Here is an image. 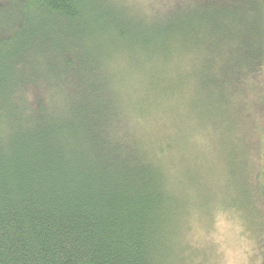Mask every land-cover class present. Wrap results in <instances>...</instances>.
Returning a JSON list of instances; mask_svg holds the SVG:
<instances>
[{
    "label": "trees",
    "instance_id": "obj_1",
    "mask_svg": "<svg viewBox=\"0 0 264 264\" xmlns=\"http://www.w3.org/2000/svg\"><path fill=\"white\" fill-rule=\"evenodd\" d=\"M140 1L0 0V264H199L217 180L264 264V0Z\"/></svg>",
    "mask_w": 264,
    "mask_h": 264
},
{
    "label": "rangeland",
    "instance_id": "obj_2",
    "mask_svg": "<svg viewBox=\"0 0 264 264\" xmlns=\"http://www.w3.org/2000/svg\"><path fill=\"white\" fill-rule=\"evenodd\" d=\"M123 1H124L123 4L129 5L131 7L130 9L133 12L137 14H145V13L147 14V9L143 1H140V0H123ZM147 8H149V6H147ZM203 146L204 145H200L201 150L202 151L205 150L209 152ZM205 146H208V144ZM256 146H258V143H256ZM248 162L251 165L254 163L252 159L251 161L249 159ZM211 166L214 167L215 165L212 164ZM258 166H259V161H257V167ZM249 184L250 186L252 185L251 183ZM219 185H222V184L220 183V181L218 182V180L217 182L215 181L213 184L202 182L201 192L203 191V193H201V195H202V198L204 197V200L206 201L209 200L208 205L211 209L210 210L211 214L205 216L203 220L202 219L195 220L194 225L192 224L191 227L189 226L190 233L188 232V237L186 240L188 242V245L191 251L192 250L194 251L192 254H194L195 252L196 254H198V257L197 258L195 257V258L199 261V264H219L220 256L217 252V246L214 245L208 239V237L211 234L215 233L216 236L221 239V243L225 245L226 247L231 248L233 246L234 236H233L231 224L228 223L222 216L218 214L219 209L222 208L225 210H228V209L233 210L235 214L238 216L239 220L242 222L241 217H240L242 215L238 211L239 210L238 208L240 206L238 202V200L240 201V199L238 198V194L230 190L218 191ZM223 185L226 189H228L229 187L228 184H223ZM254 198H256V196H253V199H252L253 202L255 201ZM218 203H220L222 206L219 205V208H216L218 207ZM256 204H257V207L258 205H260L259 202H257ZM261 212L264 214V209L261 210ZM244 222L246 223V225L243 223L244 238L247 241V248H248V251L245 254L248 256V264H262V261H261L262 251L259 250L257 246L260 243L258 232L252 226L253 224L251 223L250 217H248V219H246ZM186 264H194V263H192L191 261L190 263H186Z\"/></svg>",
    "mask_w": 264,
    "mask_h": 264
},
{
    "label": "clouds",
    "instance_id": "obj_3",
    "mask_svg": "<svg viewBox=\"0 0 264 264\" xmlns=\"http://www.w3.org/2000/svg\"><path fill=\"white\" fill-rule=\"evenodd\" d=\"M218 214L231 224L234 236L233 246L226 247L221 243V239L215 233L208 239L217 246V252L220 256L219 264H248L247 241L244 238V228L238 216L231 209H219Z\"/></svg>",
    "mask_w": 264,
    "mask_h": 264
}]
</instances>
